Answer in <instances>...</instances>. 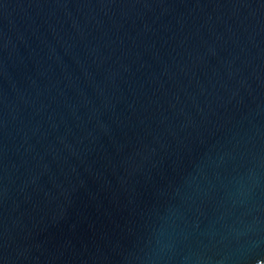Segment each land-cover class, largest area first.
<instances>
[{
	"label": "water",
	"instance_id": "water-1",
	"mask_svg": "<svg viewBox=\"0 0 264 264\" xmlns=\"http://www.w3.org/2000/svg\"><path fill=\"white\" fill-rule=\"evenodd\" d=\"M0 264H264V0H0Z\"/></svg>",
	"mask_w": 264,
	"mask_h": 264
}]
</instances>
